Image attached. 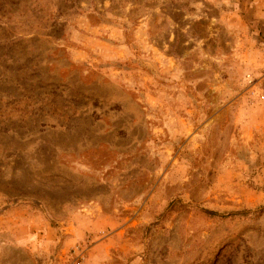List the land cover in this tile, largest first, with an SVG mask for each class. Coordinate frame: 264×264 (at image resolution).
<instances>
[{
	"label": "rangeland",
	"instance_id": "1",
	"mask_svg": "<svg viewBox=\"0 0 264 264\" xmlns=\"http://www.w3.org/2000/svg\"><path fill=\"white\" fill-rule=\"evenodd\" d=\"M264 0H0V264H264Z\"/></svg>",
	"mask_w": 264,
	"mask_h": 264
},
{
	"label": "crops",
	"instance_id": "2",
	"mask_svg": "<svg viewBox=\"0 0 264 264\" xmlns=\"http://www.w3.org/2000/svg\"><path fill=\"white\" fill-rule=\"evenodd\" d=\"M262 12H264V11H262Z\"/></svg>",
	"mask_w": 264,
	"mask_h": 264
}]
</instances>
